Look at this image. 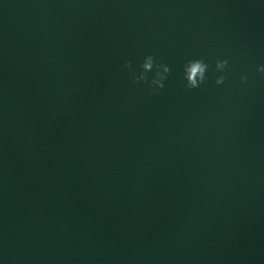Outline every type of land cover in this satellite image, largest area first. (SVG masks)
<instances>
[{
	"label": "water",
	"instance_id": "water-1",
	"mask_svg": "<svg viewBox=\"0 0 264 264\" xmlns=\"http://www.w3.org/2000/svg\"><path fill=\"white\" fill-rule=\"evenodd\" d=\"M196 56L225 83L183 91ZM259 63L264 0H0V261L264 264Z\"/></svg>",
	"mask_w": 264,
	"mask_h": 264
},
{
	"label": "clouds",
	"instance_id": "clouds-1",
	"mask_svg": "<svg viewBox=\"0 0 264 264\" xmlns=\"http://www.w3.org/2000/svg\"><path fill=\"white\" fill-rule=\"evenodd\" d=\"M128 73V77L133 85H144L153 95H159L165 88V82L170 74V67L160 62L151 53L143 55L137 66L134 68L133 61L126 59L122 65ZM215 73L212 83L219 87L228 79L231 71L229 57H216L209 62L203 56L190 57L183 61L180 66L181 89L186 92H193L205 86L208 82V73ZM255 72L264 79V63L255 66ZM150 74V75H149ZM248 80V74L239 77L241 84ZM0 264H3L0 261Z\"/></svg>",
	"mask_w": 264,
	"mask_h": 264
}]
</instances>
